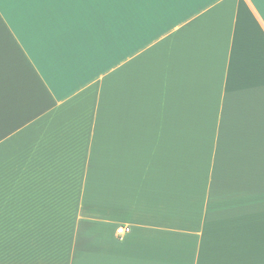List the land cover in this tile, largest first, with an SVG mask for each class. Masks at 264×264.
Segmentation results:
<instances>
[{
  "label": "crops",
  "instance_id": "obj_1",
  "mask_svg": "<svg viewBox=\"0 0 264 264\" xmlns=\"http://www.w3.org/2000/svg\"><path fill=\"white\" fill-rule=\"evenodd\" d=\"M11 179L0 264H264V0H0Z\"/></svg>",
  "mask_w": 264,
  "mask_h": 264
},
{
  "label": "rangeland",
  "instance_id": "obj_2",
  "mask_svg": "<svg viewBox=\"0 0 264 264\" xmlns=\"http://www.w3.org/2000/svg\"><path fill=\"white\" fill-rule=\"evenodd\" d=\"M21 203V180H0V219L21 218Z\"/></svg>",
  "mask_w": 264,
  "mask_h": 264
},
{
  "label": "built area",
  "instance_id": "obj_3",
  "mask_svg": "<svg viewBox=\"0 0 264 264\" xmlns=\"http://www.w3.org/2000/svg\"><path fill=\"white\" fill-rule=\"evenodd\" d=\"M130 231V227H119L118 228V233L120 235H123L125 233H128Z\"/></svg>",
  "mask_w": 264,
  "mask_h": 264
}]
</instances>
